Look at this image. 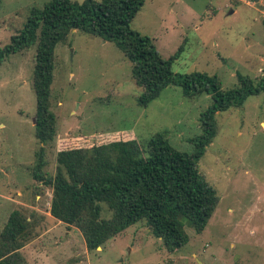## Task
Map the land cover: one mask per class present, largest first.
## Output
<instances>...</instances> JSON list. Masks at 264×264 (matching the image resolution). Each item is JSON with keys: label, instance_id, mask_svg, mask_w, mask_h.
<instances>
[{"label": "rangeland", "instance_id": "rangeland-1", "mask_svg": "<svg viewBox=\"0 0 264 264\" xmlns=\"http://www.w3.org/2000/svg\"><path fill=\"white\" fill-rule=\"evenodd\" d=\"M47 1L1 0L0 46L23 27L32 7ZM131 27L149 36L163 59L178 53L175 73L215 75L223 89L239 85L237 74L253 80L263 74L264 8L251 0H146ZM35 49L0 63V231L13 210L35 226L19 250L24 264H264V92L215 114V136L197 165L219 200L201 232L185 226L187 243L169 251L140 220L87 250L76 226L50 214L51 187L31 175L40 146L45 176L54 175L59 150L133 138L144 144L158 132L191 154L202 132L200 113L212 98H187L181 87L168 85L140 106L142 88L124 54L110 41L72 30L54 49L55 135L42 144L34 136ZM111 215L102 203L101 217Z\"/></svg>", "mask_w": 264, "mask_h": 264}, {"label": "trees", "instance_id": "trees-1", "mask_svg": "<svg viewBox=\"0 0 264 264\" xmlns=\"http://www.w3.org/2000/svg\"><path fill=\"white\" fill-rule=\"evenodd\" d=\"M145 1L49 0L42 7H32L23 27L0 46L2 63L11 53L36 44L33 121L34 136L42 144L55 135L56 118L50 109L54 49L72 30L110 41L124 54L131 64V77L142 88L137 98L140 106H146L168 85L181 87L187 98L202 93L212 98L211 105L200 113L202 132L193 140L191 154L176 150L165 133L158 132L144 144L133 138L59 150L54 175L45 176L44 148L40 146L31 175L51 187L50 214L76 226L87 250L96 249L140 220L169 251L187 243L185 226L201 232L219 200L197 165L215 136V114L240 107L248 96L264 92V68L256 80L237 74L239 85L229 89H223L215 75L173 72L171 62L178 53L163 59L150 37L131 27ZM102 203L112 212L110 218L101 217ZM34 234L35 226L13 210L0 231V264H24L19 250Z\"/></svg>", "mask_w": 264, "mask_h": 264}, {"label": "water", "instance_id": "water-1", "mask_svg": "<svg viewBox=\"0 0 264 264\" xmlns=\"http://www.w3.org/2000/svg\"><path fill=\"white\" fill-rule=\"evenodd\" d=\"M251 1L255 4L256 7L260 8V9H263L264 8L263 5H260L259 4V1L258 0H251Z\"/></svg>", "mask_w": 264, "mask_h": 264}]
</instances>
